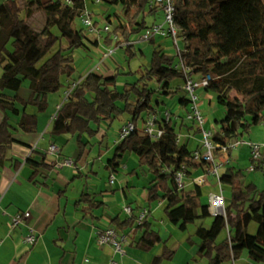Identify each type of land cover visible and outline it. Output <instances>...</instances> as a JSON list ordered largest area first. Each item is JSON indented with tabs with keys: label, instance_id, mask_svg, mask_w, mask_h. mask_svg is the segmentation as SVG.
Here are the masks:
<instances>
[{
	"label": "trees",
	"instance_id": "1",
	"mask_svg": "<svg viewBox=\"0 0 264 264\" xmlns=\"http://www.w3.org/2000/svg\"><path fill=\"white\" fill-rule=\"evenodd\" d=\"M72 1L73 4L69 5L62 0H6L0 5V64L3 68L0 110L4 114L0 125V164L5 161L10 145L16 141L12 133L13 116L20 115L19 128L24 133L32 134L38 129V115L25 110L21 112L17 103L22 107L35 106L39 113H43L48 108V96L63 88L70 89L75 81L81 82L62 104L51 134L53 137H77L81 151L87 146L82 140L83 135L90 138L98 136L104 122L111 124L126 113L134 122L143 118L145 113L160 115L154 105L159 106L164 101H154L156 93L169 98L183 92L178 102L189 108V99L182 85L184 73L174 67L173 59L161 47L154 49L150 65L145 68V76L150 81L155 80L158 89L136 82L126 84L120 91L116 73L107 76L90 72L85 77L76 78L75 52L90 47L85 41L86 33L74 27L87 1ZM150 1L101 0L123 8L124 18L114 15L118 19L117 26L113 28V33L119 37L118 45L134 41L150 27L146 15L159 12L158 8L150 6ZM173 2L175 22L186 36L185 64L198 78L211 76L212 80L204 91L215 94L217 103L225 108V117L216 121L214 142L227 146L250 134L254 127L264 124V0ZM39 12L45 17L41 31L29 25V20ZM157 38L148 43L155 45ZM9 42H12L13 50L7 47ZM105 43L114 44L110 35L106 36ZM137 46L129 44L120 49L133 55ZM140 53L144 54V51L140 49ZM177 80L182 84L173 85ZM25 81L29 82L30 90L27 99L19 95ZM231 91H235L237 96L232 97ZM159 123L165 130L159 141L151 142L145 129L138 127L118 143L114 156L108 161L109 167L115 172L126 154L135 156L139 167L154 175L146 187L147 203L165 202L168 220L180 231H186L198 220L213 218L211 225H202L195 233L201 241L198 256L206 259L208 264H223L230 260L235 255L232 251L235 245L246 249L252 260L264 263V188L260 189L253 182L247 183L242 169L226 168L221 173L220 184L230 187L231 201L226 205L225 216L212 215L208 204L200 202L203 196L200 187L195 186L193 194H186L175 183V172L183 163L189 167L188 175L193 166L204 172L208 169L205 164L192 163L193 151L187 143L178 142L182 128L188 126L183 119ZM196 133L200 130L197 129ZM148 142L150 145L146 144ZM162 148L170 162L168 165L161 161ZM31 163L35 168L34 177L40 168L50 170L55 164H47L46 156L41 162ZM254 171L264 177V154L260 161L254 163ZM78 205L89 212L105 204L85 194ZM253 222L257 224L254 235L248 232ZM112 225L117 231L127 234L134 229L143 231L135 243L143 251L163 243L147 219L138 223V215L126 220L117 217ZM170 255L168 250H164L156 260L160 262Z\"/></svg>",
	"mask_w": 264,
	"mask_h": 264
},
{
	"label": "crops",
	"instance_id": "2",
	"mask_svg": "<svg viewBox=\"0 0 264 264\" xmlns=\"http://www.w3.org/2000/svg\"><path fill=\"white\" fill-rule=\"evenodd\" d=\"M95 35L98 37L95 36L90 45L99 48L101 40L105 41L107 35L101 33ZM94 41H98V43L94 44ZM114 64L117 65L112 60L111 65ZM101 73L107 76L114 74L109 67H104V64ZM154 106L162 116L166 110L162 106H167V103L164 101L163 104ZM177 106V110L170 109H173L175 121L178 122L183 119L184 124L190 125L183 127L180 132L181 143H187L189 146L190 141L194 140L200 133H196L198 129L196 124L186 118L189 108L186 109L180 104ZM17 108L21 112L25 110L29 114H37L38 129L32 134L24 133L19 128L20 115L13 116L11 119L13 138L16 141L10 145L5 161L0 164V264H208L206 259L198 256L201 241L195 235L197 229L188 235L189 228L184 232L180 231L177 226L170 223L167 216L161 217L159 220L156 218L153 209L149 207L150 213L147 220L152 225V229L160 234L163 243L156 245L149 251H143L137 248L135 244L142 236L143 231L134 229L130 234L118 231L124 237L123 254L117 253L111 245L100 246L97 241L98 232L113 226L112 221L117 217L122 220L130 218L124 211L126 206L133 208L134 215H138L142 209L146 208V204H141L132 195H128L129 180L126 175L139 176V170H142L145 176L150 173L145 168H140L138 159L129 154L125 155L121 166L115 172L107 162L105 168L110 172V177L114 173L122 172L120 177L121 189L119 190L120 195H104L107 190H99V186L97 187L93 180V177L97 176L95 165L98 161L102 162L106 155H110L111 158L114 156V150L119 143L118 139L114 140V146L105 145V138L102 139L105 133L102 130L98 135L101 145L96 146L92 141L85 142L82 139L87 144L86 148L81 151L78 143V149L70 151L65 145H60L59 140L69 142L74 137L69 135L53 137L51 134L54 114L48 118H42L39 117L38 112L34 113V106L22 107L17 103ZM147 114L145 113L143 118H146ZM3 118L4 114L0 110V125ZM141 118L137 120V123L141 122L139 128H143ZM127 122L129 120L122 126ZM190 122L192 123L190 124ZM207 127L215 129L216 126L208 125L207 120ZM253 129L255 130L253 131ZM253 129L249 139L245 136L239 139L242 142L240 146L243 143L247 146V164L250 166L252 164L251 149L248 143H264V124ZM257 134L261 136L257 137ZM51 145H56L63 157L73 158L76 161L75 167H65L61 170H56L55 167L50 170L40 168L38 175L34 177L35 168L31 161L41 162L42 158L46 156L47 164L55 163L56 158L48 153ZM198 146L199 144H196L195 149ZM236 151L237 148L225 155L218 153L219 158H222L221 155H229V163L222 172L228 167L238 169L235 163L241 160L242 153L236 158ZM94 153L97 155L96 158L93 156ZM132 157L135 158V161L131 159ZM190 171L186 187L195 188L192 179L205 172L195 168V166ZM248 172L251 171L248 169ZM251 173H255V171ZM109 183L115 184V182L111 183L110 179ZM253 183L260 189L264 188V179L258 175ZM218 188L216 178L207 176L206 185L200 187L203 195H205L204 193L208 195L207 201L202 204H208L209 193L218 192ZM85 194L93 196L105 205L88 212L82 205H78L79 200ZM202 197L201 199H203ZM145 199L147 201V195ZM230 201L231 195L225 200L226 205ZM160 202V205L164 206L165 209L166 203ZM26 211L30 212L31 217L26 222L12 228L9 217ZM32 233L38 237L35 245H29L25 242V238ZM164 250L171 253L170 258L158 262L156 257L162 255ZM232 251L235 255L223 264H264L252 260L244 248L235 245L232 247Z\"/></svg>",
	"mask_w": 264,
	"mask_h": 264
},
{
	"label": "rangeland",
	"instance_id": "3",
	"mask_svg": "<svg viewBox=\"0 0 264 264\" xmlns=\"http://www.w3.org/2000/svg\"><path fill=\"white\" fill-rule=\"evenodd\" d=\"M6 0H0V5L5 2ZM86 6L88 4V10L92 13V19L94 23H97L98 28L101 30L104 29V26L106 24H111L112 28H115L118 23V19L114 15H119L120 17L124 18L123 16V8L115 5H108L105 2L97 3L93 2L92 0H86ZM108 9V10H107ZM107 17H110V21H107ZM125 21V19H123ZM146 21L149 26H152V24H158L161 25L164 23V15L162 11H159L155 14H147L146 15ZM29 25L37 31H41L45 25V17L42 13H36L30 20H29ZM74 27L78 30H83L84 33H86L85 36V41L89 45L90 50H84L80 49L75 52V67L77 69L75 77L78 78L79 76L85 77L88 75L94 67H96L100 61L101 57L103 56L104 53L108 52V49L112 46L107 45L104 40H101L99 44V48L95 47L93 45H90L91 41L93 38L97 35L91 33L88 28H86L82 21L81 18H77ZM102 35H107L106 33L102 32ZM98 37V36H97ZM138 39V38H137ZM136 41V39L134 40ZM10 50H13V45L12 42H9L7 46ZM156 47H161L164 49L166 55L173 59V64L176 65L179 62V56H178V48L175 45L174 41L171 38H164V37H159L156 39V44H150V43H141L137 46L136 52L134 54L130 55L127 54L125 49H119L113 56L107 60H105L104 67H109L111 71L117 74V87L120 91L124 89V86L126 84H134L136 82H141V83H147L151 89H158L159 85L158 83L153 80L150 81L146 76H145V68L150 65L151 61V56ZM140 49L144 50V54L140 53ZM179 49H184V43L182 40L179 42ZM101 54V55H100ZM112 60L117 63V65H111ZM103 69V65H102ZM3 74V68L0 64V78L2 77ZM182 82L180 80L175 81L173 85H181ZM29 82L25 81L23 84V88L20 92V95L24 98H28L30 96V90L28 88ZM183 85V84H182ZM8 92V91H7ZM65 92L66 89L63 88L61 89L58 93H53L48 96V108L45 112L39 113L37 110V107L34 106L33 109H35L34 113H39L42 118L45 117H50L53 114L56 113L58 107L62 105V103L65 100ZM10 93V92H9ZM197 94L200 97L199 100V105L202 113L208 120V125H216V120H222L225 117V108L217 103L216 96L215 94L211 92H206L203 90L197 91ZM184 95L183 92H181L178 96L175 97H163L159 94L154 95V101L155 100H163L167 103V106H162L166 109L174 108L178 109V97ZM230 95L232 97H236V92L231 91ZM190 106V104L188 105ZM165 110V109H164ZM173 110V109H172ZM131 120V116L126 113L122 114L120 117H118L116 120H114L111 124L109 122H104L102 124L101 130L105 134H107V137H105V145H109L110 147L113 145L114 146V140L119 137V132L120 129L122 128V125L127 121ZM141 121V119H140ZM192 122H190L191 124ZM141 125V122L138 123V126ZM190 126V125H188ZM257 129V128H255ZM253 129V131L255 130ZM249 135H246L245 137L249 139ZM260 134H257V137H260ZM252 139H254L252 137ZM83 140L86 141H92L93 144L101 145L99 144V139L98 136H95L93 138H90L87 134L83 135ZM202 137L196 136L194 140H191L189 143V148L191 150L195 149L196 144H201ZM59 144L62 146H66L70 151L75 150L78 146V139L77 137H74L71 141L66 142V140H59ZM147 145H150V143H146ZM78 149V148H77ZM237 152V153H236ZM235 157L237 158V155H240L242 153V158L240 161L236 162L235 165L237 166L238 169H242L245 174H246V181L247 183L253 182L254 179L258 176L264 177L259 174L258 172L251 173L248 172V169L250 168V165L247 164V154H248V149L245 143H243L242 146L237 147ZM95 158H96V153H94ZM92 156V157H93ZM222 158H220L223 162L229 159V155H221ZM110 155H106L103 159V161H98L95 165V172L97 173V176H94L93 180L97 184V187L99 190H107L104 195H120L119 190L121 189L120 187V177L121 173H114L112 176L115 178V184L111 185L109 183L110 177V172L106 170L105 165L110 159ZM249 158V157H248ZM93 159V158H92ZM133 161H135V158H131ZM250 160V159H249ZM161 161L168 165L170 162L168 158L165 156L164 149L162 148L161 151ZM125 172V171H123ZM126 178L129 180V192L128 195H132V197L139 203L141 204H146V208L153 209L155 212L156 218L160 220L161 217H166L165 212H164V206L160 205V201L155 202L151 205H149L145 199V196L147 195V190L146 187L149 185L150 181L152 178H154L153 174H148L147 176L144 175L142 170H139V176L135 175H130L127 174ZM223 195L225 200L229 198L231 195L230 187L228 186H223ZM114 191V192H113ZM218 191H220V188H218ZM194 192V187L188 186L185 189L186 194H193ZM203 199H201V203H205L207 201V193H204ZM148 208V209H149ZM210 219H205V220H198L194 224L190 225L188 235L191 233V231H195L198 227L205 225L209 226L211 224ZM257 231V224L252 223L249 227V234H255Z\"/></svg>",
	"mask_w": 264,
	"mask_h": 264
},
{
	"label": "built area",
	"instance_id": "4",
	"mask_svg": "<svg viewBox=\"0 0 264 264\" xmlns=\"http://www.w3.org/2000/svg\"><path fill=\"white\" fill-rule=\"evenodd\" d=\"M69 5L73 4L72 0H62ZM94 2L101 3V0H93ZM150 6L158 8L157 11H162L164 15V23L161 25L153 24L148 29H146L136 41L124 42L121 45H118L119 37L113 33L112 25L106 24L104 29L101 30L98 28L92 19V13L86 7L79 18L83 25L88 28V30L93 34H100L102 32L110 35L114 42L113 46L108 49L107 53H104L101 57L100 63L93 68L91 72L101 73L102 65L105 60L111 58L122 46L126 45H139L141 43H148L151 39L157 37L171 38L175 45L178 48L179 62L174 65L177 70H180L184 73V91L189 99V111L187 113V120L192 121L196 124L197 128L200 130V135L202 137L201 144L192 152L191 162L194 164H205L208 169L207 171L194 177L192 183L198 187H204L207 183V176H213L216 178L220 191L209 193L208 197V207L212 215H221L225 216V198L223 195L222 185L220 184V176L224 167L229 163V160L222 161L218 155L227 154L231 150L239 147L242 142L238 139L235 142L227 145L220 146L214 142V128L207 127V118L204 116L200 109L199 100L200 97L197 94V91L203 90L209 86L212 78L210 75L202 76L197 78L191 71V69L185 64L183 58L184 49H179V42L182 40L183 43L186 42V36L181 31L180 27L175 22V6L173 0H151ZM81 81H75L71 85L70 89H67L65 92V100L69 97L72 90L80 83ZM64 103V102H63ZM62 103V104H63ZM62 106V105H61ZM58 107L56 113L54 114L52 120L54 121L57 117ZM143 121V128L145 129L147 136L151 142L159 141L165 133V130L160 127V123L170 122L174 119V114L171 109H166L162 116L157 113H148L146 118H141ZM163 124V123H162ZM138 128V123L134 121L127 122L119 132L118 142H122L127 137H129L134 131ZM181 135L178 136V142H181ZM251 149V166L249 171H254V163L260 161L264 154V143H248ZM219 150V151H217ZM48 153L56 158L54 167L56 170H61L65 167H75L76 161L70 157L61 156L60 149L56 145H51L48 149ZM188 165L183 163L181 168L176 170L174 179L175 183L179 190H185L188 179ZM111 183L115 182L114 176L110 179ZM124 211L127 215L132 217L134 215V210L131 206H126ZM150 210L148 208L142 209L138 214V223L141 224L145 219H147ZM8 216V215H7ZM31 217L30 212L17 213L12 217H9L10 224L12 228L19 226L21 223L26 222ZM38 240L37 235L30 234L25 238V242L29 245H35ZM97 241L100 246L111 245L117 253L123 254V241L122 237L118 231L113 227H108L104 230L98 232Z\"/></svg>",
	"mask_w": 264,
	"mask_h": 264
}]
</instances>
